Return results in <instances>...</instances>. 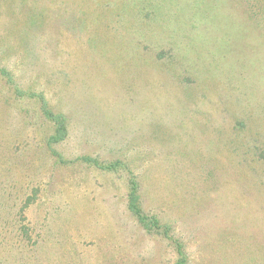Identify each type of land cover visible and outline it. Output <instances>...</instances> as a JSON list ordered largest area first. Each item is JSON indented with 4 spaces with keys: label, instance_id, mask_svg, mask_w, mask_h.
I'll return each mask as SVG.
<instances>
[{
    "label": "rangeland",
    "instance_id": "1",
    "mask_svg": "<svg viewBox=\"0 0 264 264\" xmlns=\"http://www.w3.org/2000/svg\"><path fill=\"white\" fill-rule=\"evenodd\" d=\"M243 1L0 0V264H175L177 243L264 264V26Z\"/></svg>",
    "mask_w": 264,
    "mask_h": 264
},
{
    "label": "trees",
    "instance_id": "2",
    "mask_svg": "<svg viewBox=\"0 0 264 264\" xmlns=\"http://www.w3.org/2000/svg\"><path fill=\"white\" fill-rule=\"evenodd\" d=\"M256 1L257 0H244L242 2L243 8H245L244 11H246V13L250 14V16L248 15L245 18H246V21L249 25L256 26L259 23H262V25L264 26V6H261L262 4H264V0L261 1L259 6L255 4ZM263 32H264V29H263ZM45 114L49 118L53 119L54 122L56 123V130L53 133V135L48 137V143H55L59 140H62L65 136V133H66L65 132V126L63 123V117L59 114L54 115L53 113H50L47 111H45ZM248 135H250V133H248ZM129 186L130 187H129L128 194H127V209H128V211L134 216L136 221L145 230H147L148 232L155 230V228H158L156 219L153 216H149L148 214H146L142 210L141 205L139 203L137 183H135L134 179L131 178L129 180ZM0 220H1V218H0ZM22 229L23 230L25 229L24 225H23ZM165 233H167V231H165ZM177 244H178L177 247H178L179 258L175 264H185L186 259L183 255V252L181 251V245L179 243H177ZM3 248H5V247H3ZM18 252H25V251H18ZM11 253H8L6 257L8 258V260L13 258L12 259L13 262L7 263V259L3 258V264H15L16 262L21 261L20 258H17V254H16L17 252L12 253V254Z\"/></svg>",
    "mask_w": 264,
    "mask_h": 264
}]
</instances>
